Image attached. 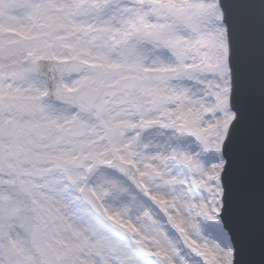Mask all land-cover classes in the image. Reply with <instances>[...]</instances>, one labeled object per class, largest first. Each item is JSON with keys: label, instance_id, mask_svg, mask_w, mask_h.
Wrapping results in <instances>:
<instances>
[{"label": "snow or ice", "instance_id": "6c2138e0", "mask_svg": "<svg viewBox=\"0 0 264 264\" xmlns=\"http://www.w3.org/2000/svg\"><path fill=\"white\" fill-rule=\"evenodd\" d=\"M0 264H264V0H0Z\"/></svg>", "mask_w": 264, "mask_h": 264}]
</instances>
